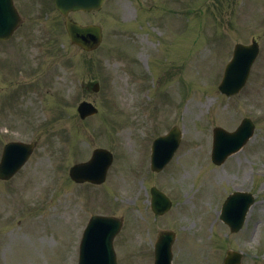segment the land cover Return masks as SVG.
Segmentation results:
<instances>
[{
	"label": "rangeland",
	"instance_id": "1",
	"mask_svg": "<svg viewBox=\"0 0 264 264\" xmlns=\"http://www.w3.org/2000/svg\"><path fill=\"white\" fill-rule=\"evenodd\" d=\"M247 1L108 0L98 12L75 14L103 26L104 41L92 52L70 43L52 0L15 1L25 18L0 43V85L28 86L34 95L21 93L6 107L0 88V150L12 139L35 140L38 147L17 176L0 181V264H78L81 234L94 213L123 218L115 238L119 264H153V243L166 227L179 239L177 264H222L226 249L242 251V264H264V23L257 21L264 19V1ZM252 37L260 55L245 88L227 97L218 90L224 64L234 42ZM23 45L29 54L18 52ZM16 63H34L37 75L7 82ZM96 81L99 92L91 90ZM83 99L95 101L96 116L80 120ZM245 116L256 123L252 139L215 165L212 129L234 130ZM174 125L183 138L172 163L156 173L149 162L145 173L148 143ZM99 146L115 153L106 182L65 181L70 166ZM154 185L173 199V214L152 212ZM236 188L255 191L257 201L244 228L231 233L219 213ZM16 234L28 244L13 240ZM204 241L212 246L200 254Z\"/></svg>",
	"mask_w": 264,
	"mask_h": 264
},
{
	"label": "water",
	"instance_id": "2",
	"mask_svg": "<svg viewBox=\"0 0 264 264\" xmlns=\"http://www.w3.org/2000/svg\"><path fill=\"white\" fill-rule=\"evenodd\" d=\"M103 2H104V0H56L57 7L67 17L66 24H67V28L69 30V33H70L72 40L76 43L81 44L83 47H85L87 49L94 48L100 43V41L102 39L101 28L99 26H93V25L86 26V27L81 26L80 24L73 22L68 18V16H67L68 12L70 10H77V9H84V10L98 9L101 7ZM11 8H12V1L11 0H0V11L1 12L2 11L7 12ZM1 9H3V10H1ZM1 12H0V14H1ZM241 47H242L241 45L237 47V53H239L241 51ZM239 62H240V60H236L230 65V67H232V68H230L228 74L226 75V78H225L224 83L222 85V89H224V87L233 86V85H235V88H236L240 84L243 83L244 76L246 77V74H245L246 67L245 66L243 67L244 63L238 64ZM238 74H240V75H238ZM84 105H86V104H82L80 109H83ZM95 111H96V109L93 108L92 106L89 108V110H86V112H88V113H93ZM88 113H84V111H82L83 116H85V114H88ZM172 135H174L176 137V133H173ZM236 137H239V135L227 136L223 130L216 129L215 147H214V159L216 161H218L220 159V155H221L220 149L224 145L223 143L227 139H230V138L235 139ZM173 149H174V146L169 147L168 149L165 146H162L161 148H159V152H164L166 150V152L163 156V158H164L169 153H171L173 151ZM101 152H104V151L97 150L95 152L94 159L88 164L89 165L92 164L97 159V156ZM156 153H158V152L156 151ZM104 173L105 172L103 170V175L98 180L96 179L97 182H100L101 180L104 179V177H105ZM164 207L165 206H161V207L155 206V208L157 210H160V211H163L165 209ZM162 244H163V241L157 245V253H156L157 264H168L167 259L165 258V255L162 253V251H164V250H162L163 247L160 246ZM159 250H162V251L159 252ZM107 263L108 264H115L114 255L108 256ZM82 264H84V263H82ZM227 264H230V262L228 261Z\"/></svg>",
	"mask_w": 264,
	"mask_h": 264
},
{
	"label": "bare ground",
	"instance_id": "3",
	"mask_svg": "<svg viewBox=\"0 0 264 264\" xmlns=\"http://www.w3.org/2000/svg\"><path fill=\"white\" fill-rule=\"evenodd\" d=\"M30 232H31L32 235L35 234L34 230H31ZM21 237H22V236H20L19 234H16L12 239H13V240H16V242H19V243H25V244H28V242H26V241H25L24 239H22ZM34 238H36V237H34ZM30 245H31V243H30Z\"/></svg>",
	"mask_w": 264,
	"mask_h": 264
}]
</instances>
